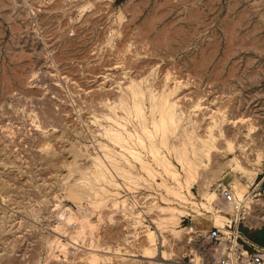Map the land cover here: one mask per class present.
<instances>
[{"label": "rangeland", "instance_id": "obj_1", "mask_svg": "<svg viewBox=\"0 0 264 264\" xmlns=\"http://www.w3.org/2000/svg\"><path fill=\"white\" fill-rule=\"evenodd\" d=\"M213 121L187 188L166 147ZM220 181L264 213V0H0V264H209Z\"/></svg>", "mask_w": 264, "mask_h": 264}, {"label": "bare ground", "instance_id": "obj_2", "mask_svg": "<svg viewBox=\"0 0 264 264\" xmlns=\"http://www.w3.org/2000/svg\"><path fill=\"white\" fill-rule=\"evenodd\" d=\"M165 91V90H164ZM151 92V91H150ZM155 94V93H154ZM160 94V93H159ZM138 96V95H137ZM163 96V95H162ZM161 96V97H162ZM137 101H138V98H135ZM158 99V98H157ZM161 99V98H160ZM160 99H158L160 102V105H158L159 107V111H160V114H161V117H160V121H159V124L155 127L156 129H160L161 130V132H162V134L160 133V138H159V143L161 144L160 146H166L167 145V142L169 141L168 140V137H167V133L170 131V129L172 128L171 127V124L169 125V122H171V121H169L170 119H171V114L169 115V113L171 112V110L172 109H170L168 106H165V105H163V104H166V103H163L162 104V99H163V97H162V99L160 100ZM167 99V98H166ZM166 99H165V102H166ZM158 100H157V102H158ZM169 101V100H168ZM167 101V102H168ZM134 103H135V100H134ZM137 103H140V101L139 102H137ZM170 104V103H169ZM172 104H174V103H172ZM172 104H171V106H172ZM135 105V104H134ZM139 105V104H138ZM138 105H136V106H138ZM142 105V104H141ZM175 105V104H174ZM136 106H134V108L136 107ZM176 106V105H175ZM137 108V107H136ZM141 110L140 109V107H138L137 108V110ZM134 110V109H133ZM137 110H135V112L137 111ZM138 110V111H139ZM137 111V112H138ZM136 112V113H137ZM142 113V112H141ZM172 113V112H171ZM138 115H139V113H138ZM141 116H142V114H141ZM219 116V115H218ZM144 117V116H143ZM173 117V116H172ZM125 119V118H124ZM140 119V118H139ZM224 119V118H223ZM221 120V119H220ZM192 121H193V119H192ZM144 122V121H143ZM142 122V123H143ZM217 122V121H216ZM216 122L215 121H213L211 124H209V125H207V126H205L206 128H205V131L203 132V134H196V135H194L195 134V132L193 133V135L194 136H190V135H187V134H189L190 133V131H187L188 133L187 134H185L186 136H187V140L185 141V140H183V141H181V142H179L178 144H174V143H172V142H170V143H172V144H174V145H169V146H171V147H166V149H167V152H169V153H171V154H173V156L176 158L175 160H177L179 163H180V166H182V168H183V170H185V177H184V180H185V184H186V187L187 188H189V186H190V184H191V181L194 179V177H195V173H196V169H197V166H198V164H204L205 163V161H204V158H206V159H209V157H210V155H211V153H212V151L213 150H215V149H217V147H218V144H217V142H216V135H215V133H214V127L216 126ZM222 122H223V120H222ZM145 123V122H144ZM172 123V122H171ZM219 123V122H218ZM173 125V124H172ZM218 125V124H217ZM194 127V126H193ZM220 127V126H219ZM251 127V126H250ZM146 128V127H145ZM154 128V129H155ZM186 128V127H185ZM155 129V130H156ZM174 129V128H173ZM193 129V128H192ZM144 130H146V129H144ZM249 130V129H248ZM195 131V130H194ZM220 132H221V129L219 130ZM149 132V131H148ZM155 132H157V131H155ZM197 132V131H196ZM216 132V131H215ZM245 133V132H244ZM191 134V133H190ZM222 134V133H221ZM236 134V133H235ZM176 135V134H175ZM218 135L220 136V134L218 133ZM110 136L112 137V138H114V139H119L121 136L120 135H116L114 132L113 133H110ZM190 136V137H189ZM149 137H151L150 135H149ZM184 137V136H183ZM223 137V136H222ZM173 138H175L174 136H173ZM172 138V139H173ZM181 138V137H180ZM149 139V138H148ZM154 140V139H153ZM121 141V140H120ZM122 142V141H121ZM219 142V141H218ZM154 144V143H153ZM188 144H189V146H188ZM147 145V144H146ZM151 146V145H150ZM155 146V145H154ZM154 146H152L151 147V152L153 153V156H154V158L156 159V161L159 163V165H161L162 166V168H164L163 170H165V172H166V170L167 171H169L170 172V174H171V176L173 177V178H175V179H178L179 178V176H178V174H177V172L175 171V170H173L172 169V163H171V161L168 159V158H166L165 156H163V155H159L158 156V151L156 150L157 148L156 147H154ZM229 146H231V144H229ZM234 146V145H233ZM190 147H191V149H190ZM250 147H251V145H250ZM163 148V147H162ZM165 148V147H164ZM145 149V148H144ZM240 149H241V147H240ZM148 151V150H147ZM157 151V152H156ZM132 152V151H131ZM168 153V154H169ZM133 155H137L138 156V154H136V152L134 151V153H132ZM163 154V153H162ZM136 158V157H135ZM121 160V159H120ZM136 161V160H135ZM144 162V161H143ZM235 162H236V167H238L240 170H241V172H244V173H246V172H248L249 170L248 169H246L245 167H243L240 163H239V161L237 160V159H235ZM120 163V162H119ZM124 164H125V162H124ZM146 164V163H145ZM144 164V165H145ZM160 166V167H161ZM204 166V165H203ZM146 167H147V165H146ZM125 169V168H124ZM147 169H148V167H147ZM150 169V168H149ZM235 169H237V168H235ZM147 171V170H146ZM149 171V170H148ZM252 171V170H251ZM169 172H168V174H169ZM184 172V171H183ZM161 175V174H160ZM176 181V180H175ZM164 183H165V181H164ZM179 183V182H178ZM160 184H161V182H160ZM235 184V193H236V196H238V197H243L247 192H249V191H247L246 192V186L244 185V184H242V183H240L239 181H236V183H234ZM162 185V184H161ZM165 188H166V186H165ZM175 192H177V191H175L174 190V193ZM250 193V192H249ZM204 195V194H203ZM216 197V194L215 193H213V192H208V193H206V198L208 199V200H212V199H214ZM250 197V196H249ZM252 200H254V199H252ZM251 200V201H252ZM201 203H203V202H201ZM201 203H200V205H201ZM204 204V203H203ZM202 204V205H203ZM204 207V206H203ZM168 210V209H167ZM169 214V213H168ZM169 216V215H168ZM174 217V216H173ZM166 218H169V217H167L166 216ZM165 219V218H164ZM178 220V219H177ZM224 220H225V218L223 217V215H221V214H217L216 215V221H218V223H220V224H222L223 222H224ZM165 222V221H164ZM163 236V235H162ZM147 238L151 241V244H149V245H147V246H144L143 248H142V250H141V252H142V256H144L145 258L146 257H154L155 255H156V247L154 246V243L152 242L153 241V239H154V234H153V232H149L148 233V236H147ZM163 239H165L164 237H163ZM148 240V241H149ZM164 242H165V240H164ZM162 254H163V256L164 255H166L165 254V252H162ZM197 255V254H196ZM155 257H157V256H155ZM198 257V256H197ZM196 257H194V259H195ZM200 258V257H199ZM201 259H202V257H201ZM162 260V259H161ZM196 261V260H195ZM194 261V262H195ZM199 263H201V260H200V262Z\"/></svg>", "mask_w": 264, "mask_h": 264}, {"label": "built area", "instance_id": "obj_3", "mask_svg": "<svg viewBox=\"0 0 264 264\" xmlns=\"http://www.w3.org/2000/svg\"><path fill=\"white\" fill-rule=\"evenodd\" d=\"M215 192L226 205V217L221 225L207 233V238L214 243L209 264H264V247L250 245L240 229L249 216L264 226V213L251 215V192L243 197L236 196L232 181L218 182Z\"/></svg>", "mask_w": 264, "mask_h": 264}, {"label": "crops", "instance_id": "obj_4", "mask_svg": "<svg viewBox=\"0 0 264 264\" xmlns=\"http://www.w3.org/2000/svg\"><path fill=\"white\" fill-rule=\"evenodd\" d=\"M241 231L249 239L250 245L264 247V226L257 219H252L249 222L247 220L246 224L241 227Z\"/></svg>", "mask_w": 264, "mask_h": 264}]
</instances>
